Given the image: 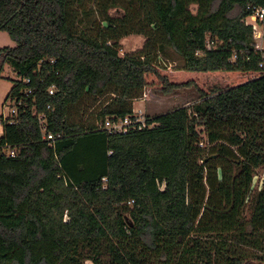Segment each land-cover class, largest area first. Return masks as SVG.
I'll return each instance as SVG.
<instances>
[{
    "label": "trees",
    "instance_id": "16d2710c",
    "mask_svg": "<svg viewBox=\"0 0 264 264\" xmlns=\"http://www.w3.org/2000/svg\"><path fill=\"white\" fill-rule=\"evenodd\" d=\"M248 5L264 0H0L15 44L0 79L11 67L5 102L21 101L0 117V264H264V58ZM129 35L144 45L120 56ZM165 49L184 65H161ZM144 88L199 101L147 116L152 129H102ZM86 101L95 117L79 120Z\"/></svg>",
    "mask_w": 264,
    "mask_h": 264
},
{
    "label": "rangeland",
    "instance_id": "374dc122",
    "mask_svg": "<svg viewBox=\"0 0 264 264\" xmlns=\"http://www.w3.org/2000/svg\"><path fill=\"white\" fill-rule=\"evenodd\" d=\"M86 10H92V4L86 7ZM90 12V11H88ZM113 13V12H111ZM82 23L78 25L79 30L89 29L91 22L93 24L98 23V17L96 13L89 16V19L83 18ZM145 42V38L141 35H129L122 38L119 41L120 56L126 54H133L142 49ZM15 44L9 39L6 33L0 32V49L5 47H14ZM157 61L166 67H182L184 65L183 60L174 53L171 49H165L163 53L157 54ZM18 80L16 73L11 67L5 65L1 73L0 79V117L6 118L10 111V104L5 102V98L8 95L10 89L14 85V81ZM199 101L198 94L193 88L180 89L170 94H162L157 91H153L149 88H144L140 94V97L133 101L132 111H142L146 116L155 117L168 112H171L179 108L190 109L195 103ZM96 105L91 106L87 101L82 107L77 108L76 117L82 120H89L95 117ZM202 142L201 147L208 150L204 134H201ZM262 186H264V168L259 167L254 170L253 174V191L257 192ZM250 211L244 210V218H249Z\"/></svg>",
    "mask_w": 264,
    "mask_h": 264
},
{
    "label": "built area",
    "instance_id": "2783aa9c",
    "mask_svg": "<svg viewBox=\"0 0 264 264\" xmlns=\"http://www.w3.org/2000/svg\"><path fill=\"white\" fill-rule=\"evenodd\" d=\"M247 10L250 11V15L246 17L245 24L250 26L252 29V37L254 41V49L258 51L262 57L264 58V7H255V6H247ZM28 83V80L24 81ZM54 92V86H51L48 90V93L52 95ZM27 94L31 93V90L26 91ZM10 104V111L6 118H15L18 112V107L21 105V101L18 99H10L7 101ZM38 124L40 126V130L42 132V140H46L48 142L53 141V137L46 132V119L42 114L37 115ZM150 119H147V116L140 110L132 111L131 115L125 116L123 118H106L102 124V129L109 133L116 134H126L128 132L133 131H142L145 129H152L157 124L155 122H149ZM12 123V122H11ZM2 135V125L0 121V137ZM2 154L7 157L14 158L17 155V150L10 148L8 146H4L1 148Z\"/></svg>",
    "mask_w": 264,
    "mask_h": 264
}]
</instances>
